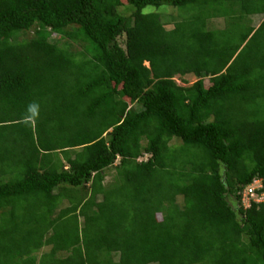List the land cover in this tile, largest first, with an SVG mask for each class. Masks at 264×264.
Here are the masks:
<instances>
[{"label": "trees", "instance_id": "1", "mask_svg": "<svg viewBox=\"0 0 264 264\" xmlns=\"http://www.w3.org/2000/svg\"><path fill=\"white\" fill-rule=\"evenodd\" d=\"M162 5L185 14L144 11ZM255 15L264 0H0V264H264Z\"/></svg>", "mask_w": 264, "mask_h": 264}, {"label": "rangeland", "instance_id": "2", "mask_svg": "<svg viewBox=\"0 0 264 264\" xmlns=\"http://www.w3.org/2000/svg\"><path fill=\"white\" fill-rule=\"evenodd\" d=\"M166 8H168V11L164 13V16L167 19H174V17H180L183 16L185 14V12L183 11V9L179 8V7H173V6H147L144 11L145 12H151V11H157V12H164L166 11ZM173 15V16H172ZM264 16L262 15H255L253 16V25L258 26L260 24V22L262 21ZM213 24L217 27H224L225 26V20L222 18L216 19L213 21ZM176 80L180 85L186 86V85H191L196 81V77L194 75H187L185 77H180V76H176ZM187 82V83H186ZM261 186V184L259 185ZM247 198V197H246ZM245 198V199H246ZM256 200H261L260 196L255 197ZM249 199H246V204H248Z\"/></svg>", "mask_w": 264, "mask_h": 264}, {"label": "built area", "instance_id": "3", "mask_svg": "<svg viewBox=\"0 0 264 264\" xmlns=\"http://www.w3.org/2000/svg\"><path fill=\"white\" fill-rule=\"evenodd\" d=\"M244 195L246 197H254L256 196L255 187H249L245 190ZM258 200V199H257Z\"/></svg>", "mask_w": 264, "mask_h": 264}, {"label": "clouds", "instance_id": "4", "mask_svg": "<svg viewBox=\"0 0 264 264\" xmlns=\"http://www.w3.org/2000/svg\"><path fill=\"white\" fill-rule=\"evenodd\" d=\"M261 184V181H256V183H254L251 187H255V188H259L261 186H259ZM257 197V193H256V196H254V198Z\"/></svg>", "mask_w": 264, "mask_h": 264}]
</instances>
